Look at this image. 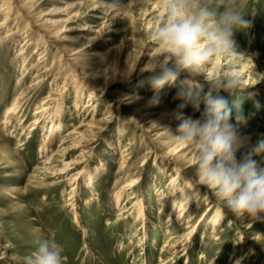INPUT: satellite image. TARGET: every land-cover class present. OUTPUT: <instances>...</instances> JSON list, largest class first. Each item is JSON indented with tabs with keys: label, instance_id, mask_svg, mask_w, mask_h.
I'll use <instances>...</instances> for the list:
<instances>
[{
	"label": "rangeland",
	"instance_id": "1",
	"mask_svg": "<svg viewBox=\"0 0 264 264\" xmlns=\"http://www.w3.org/2000/svg\"><path fill=\"white\" fill-rule=\"evenodd\" d=\"M29 1L37 5L33 19L41 18L42 28L54 33L30 26L14 0L7 1L13 6L8 24L2 26L9 10L0 14V159L12 162H0V264H24L43 238L63 246L64 264H158L161 258L170 264H264V222L225 217L214 191L196 184L202 181L194 149L174 137L176 113L197 119L204 111L205 79L230 73H239L248 88L219 95L233 115L240 102L246 117L242 135L252 143L264 136V0H232L248 14L251 27L236 34L241 56L216 59L194 78L203 85L199 97L195 89L181 95L178 81L164 86L156 105L149 104L151 74L141 70L160 54L151 37L165 20L158 0H122L118 9L111 7L113 0ZM47 95L62 112V123L39 152L47 126L43 122L29 138L28 128ZM19 99L22 113L4 123ZM90 124L95 133L80 149H70L77 132L92 129ZM20 141L26 145L10 157ZM54 153L51 164L41 163ZM245 154L242 148L236 159ZM253 159L264 166V154ZM74 186V199L82 204L78 216L65 206ZM185 191L192 201L180 218ZM127 198L128 205L144 202V226L135 209L117 221ZM218 212L220 222L214 223ZM171 235L176 237L163 248Z\"/></svg>",
	"mask_w": 264,
	"mask_h": 264
},
{
	"label": "clouds",
	"instance_id": "2",
	"mask_svg": "<svg viewBox=\"0 0 264 264\" xmlns=\"http://www.w3.org/2000/svg\"><path fill=\"white\" fill-rule=\"evenodd\" d=\"M165 12V20L151 33L158 43L160 54L145 62L143 71L149 72L152 96L150 105L160 102L164 86L177 84L180 94L199 97L203 85L194 78L216 59L241 56L236 52V34L251 27L244 11L232 0H158ZM111 7H122V0H113ZM181 73L186 74L180 80ZM209 90L204 94L205 109L199 118L176 113L179 121L174 135L177 142L191 146L195 152L197 177L212 189L225 217L264 222V166L253 156L264 154V136L255 143L242 135L240 126L246 117L240 102L235 114L221 91L236 95L242 87L239 73L205 79ZM216 93V95H213ZM198 106V105H197ZM241 160L236 154L242 149ZM35 252L24 264H64V248L54 238L37 240Z\"/></svg>",
	"mask_w": 264,
	"mask_h": 264
},
{
	"label": "bare ground",
	"instance_id": "3",
	"mask_svg": "<svg viewBox=\"0 0 264 264\" xmlns=\"http://www.w3.org/2000/svg\"><path fill=\"white\" fill-rule=\"evenodd\" d=\"M2 1V0H1ZM9 1V0H7ZM5 0L4 3L0 4V14H2L3 11L5 10H9V14L8 16L5 18V21L2 23L4 26L5 24H8L9 21H10V11L12 10L13 6L9 4V2H7ZM14 2L19 6L21 7V9L25 10L26 13L28 14L27 16L30 18V26H34V27H40L42 28V25H44V22L41 21L40 19H37V20H34L33 19V15H32V12L37 8V5L35 3H32L30 2L29 0H23L22 2L20 0H14ZM156 7V5H154V8ZM11 9V10H10ZM31 13V14H30ZM26 16V15H25ZM46 33H48L50 36L52 35L51 33H54V32H50V31H47L45 30V28H42ZM10 36V34H9ZM52 37V36H51ZM52 41L56 42L58 41L57 38L53 39ZM29 43V41L26 42L25 45H27ZM26 50V49H25ZM42 57H44L42 55ZM41 81H43V79H40V77L38 78V83H40ZM51 96L47 95L41 102V104L37 107V109L35 110V113L36 116L34 118V120L31 122V125L28 129H30V132L27 136V138L31 137L32 135V132L34 130H37L38 128H40V126H42L43 122H45L47 128L45 129V134H44V141L42 142V144L39 146V149L38 151L41 152V151H45L46 148L48 147V143L50 142V140H52V135L55 133V131L58 129V125L60 124L61 125V120H62V112H60V110H56V108H54L55 106V101L54 100H51ZM90 100V99H89ZM126 100V99H125ZM20 99L18 101H16L13 106H11L10 108L7 109L6 111V118L3 120L4 123H7V122H10L9 120L11 118H13V116H20L19 115V112H21V107L22 105H20ZM123 102V101H122ZM124 103V102H123ZM91 104H87V106H90ZM120 108V107H119ZM25 118V117H24ZM19 120V119H18ZM60 121V122H59ZM89 126L93 127L92 129H89L88 127L84 130H80V131H75L77 132V139L74 141L73 145L70 147V149L72 150H75V149H80V147H82V143L84 142L85 139H87L90 135H92L93 133H95V128H96V125L95 124H90ZM5 130V129H4ZM57 130V131H58ZM97 131V130H96ZM146 131V130H145ZM25 133L22 132V135H24ZM33 137V136H32ZM34 139V138H33ZM27 142V141H26ZM26 143L25 141H20L18 142V145H16L13 150L11 149L9 151V156L11 157L12 155H15L14 153H17L18 150L22 149L21 147L25 146ZM61 146V144H60ZM24 148V147H23ZM65 148V147H64ZM67 149V148H66ZM69 150V149H68ZM124 151L126 152L125 155H127L128 151H129V148H125ZM56 153V152H55ZM53 154L52 156H49L46 160L44 159L43 164H51L52 161L54 160V155L56 154ZM81 155V154H80ZM57 156V155H56ZM0 162H3V163H12L9 159H5V158H1L0 159ZM68 164V163H67ZM71 163L68 164L67 168H69ZM66 168V169H67ZM71 168V167H70ZM47 169V167H46ZM45 169V170H46ZM66 171V170H65ZM62 172V171H61ZM62 174V173H61ZM57 175V174H56ZM48 176V175H47ZM73 176H69V177H65L64 180H71ZM36 178H37V175H36ZM62 179V178H61ZM74 179V178H73ZM64 180H60V181H63L65 182ZM79 180V179H78ZM62 182V183H63ZM68 182V181H67ZM76 182V181H75ZM195 183V182H194ZM60 184V183H59ZM197 185H201L203 184L202 182H199V183H196ZM195 184V185H196ZM188 185V184H187ZM124 187V186H123ZM73 194H71L69 200L67 201V203L65 204V206H73L72 209H76V213L75 215L78 216L79 212L77 211V209L82 205L80 201H78L77 199H74L75 196H76V189L77 187H73ZM186 189V187H185ZM199 189V188H198ZM202 189V188H201ZM210 189V188H209ZM124 190V189H123ZM189 192L192 191V188H188L187 189ZM198 191V190H197ZM211 191V190H210ZM184 194L186 195V197L183 198L184 202L181 203V207H180V215L179 217L181 218L183 213L186 212V209L188 206H190V203L192 201V198H191V195L189 193H187V191L184 192ZM192 194V192H191ZM134 197V196H133ZM120 198V194H118L117 196V200ZM91 199H94V198H91ZM90 202L89 199H86L85 202ZM177 198H175L173 200V205H172V212H174L177 208V205H178V202H177ZM217 201V200H216ZM131 201L129 200V198H127V201H125L123 203V205H128ZM217 203V202H216ZM219 203V202H218ZM214 204V203H213ZM132 209H135L134 210V215L136 217V220H142L143 222V226L145 225L146 223V219L148 220L147 218V213H146V207H145V204L144 202L142 201V199H139V201H134V203H131L130 205L128 206H123L122 208L119 209V212H118V216H122L120 218L117 219V221H120L121 219L125 218L126 216V213H131V210ZM211 210V209H210ZM212 212V211H211ZM217 213V212H215ZM132 216V215H131ZM179 218V219H180ZM220 219H221V213L218 212V214H215L214 215V223H218L220 222ZM190 220V219H189ZM187 227V226H186ZM185 227V228H186ZM146 228V227H145ZM176 237V235H171L169 237V239L167 240V242H165V244L163 245V248H166L169 246V242L172 241V239H174ZM192 237H193V234H190L189 237L187 238V240L185 241V247H184V251L188 250L189 248V244L192 242ZM146 238H142L141 240H143V242H140L141 245H143L144 243V240ZM168 252L169 250H165L164 252ZM235 259V258H233ZM240 259H237L235 261H238ZM171 263V260L168 259V258H161L159 259V263L158 264H170Z\"/></svg>",
	"mask_w": 264,
	"mask_h": 264
}]
</instances>
